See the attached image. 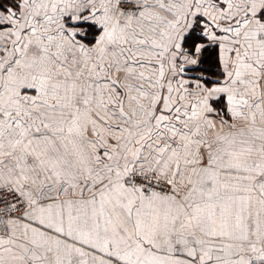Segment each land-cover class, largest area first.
<instances>
[{"label":"snow or ice","instance_id":"snow-or-ice-1","mask_svg":"<svg viewBox=\"0 0 264 264\" xmlns=\"http://www.w3.org/2000/svg\"><path fill=\"white\" fill-rule=\"evenodd\" d=\"M0 264H264V0H0Z\"/></svg>","mask_w":264,"mask_h":264}]
</instances>
